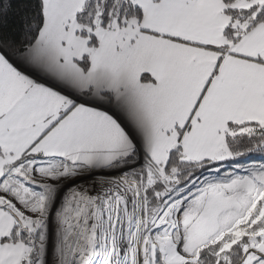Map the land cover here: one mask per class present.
Masks as SVG:
<instances>
[{
	"label": "snow or ice",
	"instance_id": "obj_1",
	"mask_svg": "<svg viewBox=\"0 0 264 264\" xmlns=\"http://www.w3.org/2000/svg\"><path fill=\"white\" fill-rule=\"evenodd\" d=\"M0 264H264V0H0Z\"/></svg>",
	"mask_w": 264,
	"mask_h": 264
}]
</instances>
